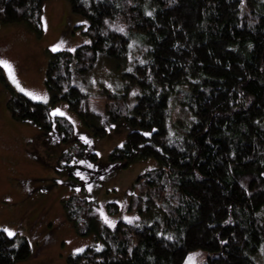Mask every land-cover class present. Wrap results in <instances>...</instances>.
<instances>
[{"label": "trees", "instance_id": "trees-1", "mask_svg": "<svg viewBox=\"0 0 264 264\" xmlns=\"http://www.w3.org/2000/svg\"><path fill=\"white\" fill-rule=\"evenodd\" d=\"M46 1L0 0V22L24 24L41 36ZM68 2L72 14L87 21L83 35L89 42L74 51L49 52V105L11 89V116L46 136L57 123L58 140L77 143L55 161L61 173L83 159L87 148L68 119L52 115L58 103L96 138L108 136L102 120L129 128L123 146L109 156L110 168L158 163L133 185L130 210L139 212L140 222L119 221L110 229L87 215L94 201L84 198L76 206L74 196L66 200L67 212L84 224L80 235L95 237L68 264H185L200 250L207 255L202 264H264V0ZM101 60L136 63L124 75L122 95L103 91L109 102L103 113L87 106V80H80ZM133 87L140 93L130 107ZM176 105L189 121L172 123ZM91 159L98 156L92 153ZM83 169V175L97 173ZM114 206L110 212L117 211ZM32 256L25 238L0 230V264Z\"/></svg>", "mask_w": 264, "mask_h": 264}, {"label": "rangeland", "instance_id": "rangeland-1", "mask_svg": "<svg viewBox=\"0 0 264 264\" xmlns=\"http://www.w3.org/2000/svg\"><path fill=\"white\" fill-rule=\"evenodd\" d=\"M41 19V36L24 24L0 22V60H6L11 65L20 87L47 97V103L34 101L49 105L51 98L45 83L49 52H53L52 46L56 44L61 45L56 51L59 52L73 51L88 43V38L83 35L88 24L83 23L86 21L84 18L72 14L68 0H47ZM135 65L134 61L121 66L120 62L101 60L91 73L81 77L80 80H87L82 86L88 93L87 106L92 111L103 113L104 106L109 103L103 98V91L122 95L127 88L124 75L133 72ZM0 67L5 78V82L0 81V230L3 227L12 228L15 236L25 238L33 250L30 259L15 264H68L70 256L78 255L95 244L94 236L80 235L78 229L84 224L66 210L65 202L73 196L74 200H79L74 202L76 206H80L84 198L94 201V204H89L87 215L95 217L100 225L110 229L119 221L140 222L139 212L130 210L134 198L133 185L139 176L157 168L158 163L149 159L136 162L127 169L110 168L109 156L115 148L124 144L129 128L121 122L110 125L102 120L108 136L96 138L65 103L51 107L53 116L68 119L80 137L92 141L88 144L83 139L87 153L80 161L85 163L78 161L71 170L58 172L55 161L62 153L74 151L77 143L74 140L66 144L60 142L57 123L52 134L46 136L34 125L14 120L8 107L11 98L9 90L17 94L26 93L13 83L9 69L3 64ZM139 93L137 87L128 91L130 107L136 103ZM55 108L61 109L64 115L53 114ZM189 120L190 115L183 108L178 105L172 107V123ZM92 153L98 156L97 161L91 159ZM89 164L97 171L96 174H82L83 178L76 175ZM79 182L85 188L79 187ZM71 183L77 186H71ZM114 204L118 209L113 213L110 211L116 207ZM80 215L83 216V212ZM104 216L114 221L115 226L105 223ZM77 248L83 251L77 253ZM206 258V253L201 250L192 252L185 264H202Z\"/></svg>", "mask_w": 264, "mask_h": 264}, {"label": "snow or ice", "instance_id": "snow-or-ice-1", "mask_svg": "<svg viewBox=\"0 0 264 264\" xmlns=\"http://www.w3.org/2000/svg\"><path fill=\"white\" fill-rule=\"evenodd\" d=\"M147 14H148L149 16L152 15L151 12H149V13H147ZM83 23L86 24L87 21H83ZM119 31L123 32V29L121 28V29H119ZM60 47H61L60 44L53 45V46H52V51H53V52H56ZM73 51H74V49H73ZM0 64H3L4 67H6V68L9 69V75H10V77H11L13 83L16 84V86L20 89L21 92H25L26 95H28L29 97H31L33 100H43L45 103H47V97H46V96H40V95H37L36 93L28 92V91H26L24 88L20 87V84H19V82L16 80L15 75L12 73L11 65L8 63V61H6V60H0ZM128 71H131V69H128ZM133 94L135 95V93H133ZM52 111H53V114L64 115V113L61 112V109H59V108H55V109H53ZM144 135H145V136H150L151 133H150V132H145ZM81 138L84 139L85 142L88 143V144H91V143H92V141L88 140L87 137H81ZM122 146H123V145H121V147H122ZM80 163H85V162H84V161H80ZM88 167H92V165L89 164ZM76 175L82 177V173H80L79 171L76 173ZM82 178H83V177H82ZM88 187H89V189H91V185H89ZM101 214L103 215V213H101ZM104 219H105V223H107V224H109L110 226H113V227L115 226V222L109 220L107 216H104ZM126 219H129V218H126ZM2 231H3L4 233H6L7 236H9V237H13V236L16 235L15 231H14L12 228H9V227H3V228H2ZM167 239L172 240L173 237H172L171 235H169V236L167 237ZM222 243H224V241H222ZM75 251H76L77 253H79V252H82L83 249H82V248H77Z\"/></svg>", "mask_w": 264, "mask_h": 264}]
</instances>
